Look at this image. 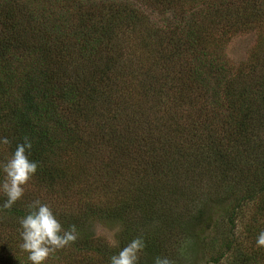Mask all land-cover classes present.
I'll use <instances>...</instances> for the list:
<instances>
[{
    "label": "trees",
    "instance_id": "16d2710c",
    "mask_svg": "<svg viewBox=\"0 0 264 264\" xmlns=\"http://www.w3.org/2000/svg\"><path fill=\"white\" fill-rule=\"evenodd\" d=\"M263 27L264 0H0V137L10 141L5 147L11 153L25 138L31 141L35 176L51 195L67 193L61 183L73 192L79 176L72 173L60 183L67 172L56 164L72 153V162L87 170L103 197L55 212L64 229L75 225L78 236L46 264H109L136 237L145 242L139 264H154L156 257L186 264L185 249L176 244L209 206L221 207L225 216V231L213 237L212 261L230 255L232 264H249L252 247L237 241L234 230L241 207L264 195ZM248 28L257 29L256 48L231 69L216 44ZM138 48L144 55L147 50V67H141ZM26 56L33 62L25 67ZM119 74L127 85L158 78L159 94L151 82L143 91L150 105L155 99L157 115L145 113L141 103L128 104L129 93L116 87ZM100 123L108 128L94 136L90 129ZM199 166L200 175L207 174L202 184L189 179L197 174L187 169ZM213 175L215 181L207 182ZM36 198L28 193L0 211V264H30L19 248L18 219ZM4 199L0 194V204ZM99 221L120 227L115 244L92 231ZM257 233L253 229L251 237ZM256 262L264 264V258Z\"/></svg>",
    "mask_w": 264,
    "mask_h": 264
},
{
    "label": "rangeland",
    "instance_id": "374dc122",
    "mask_svg": "<svg viewBox=\"0 0 264 264\" xmlns=\"http://www.w3.org/2000/svg\"><path fill=\"white\" fill-rule=\"evenodd\" d=\"M82 1V0H80ZM87 1V0H84ZM91 1V0H90ZM95 2H100L101 0H93ZM141 11L144 12V14L148 15L150 14V9L143 7L140 9ZM158 18V17H157ZM158 20V19H157ZM264 27L262 28V30ZM257 29H251L248 28V30L241 31L240 33H237L236 35H230L228 40L222 41L220 44L219 42L216 44V48L220 50V57L222 60H224L227 65L231 68L234 69L237 68L239 65L242 63L246 62L249 57H251V52L256 48V42H257V35L258 32L256 31ZM151 56L154 54L156 55L157 49H152L151 50ZM134 52V51H132ZM137 56L139 57L141 61V67H147L145 66V61L146 65L148 64V53L147 50L145 52H142L140 48H138ZM219 55V51H218ZM144 56V58H143ZM28 62H33V57L31 56H26V59H23V64L26 66L28 65ZM180 67V65H179ZM180 70L178 67H175ZM156 72V75H163L162 72L159 69H154ZM149 71L146 70V76L148 75ZM155 75V73H154ZM154 80H150L147 82L146 78L145 80H141L139 82L131 81V84L128 83L127 85V80L126 76L124 74H119L117 78V85L116 87L119 88L121 93H129L128 94V99H129V105L131 104H140L142 107L147 108V111H144L145 113L154 112L155 115H157L156 112V101L154 100V103L150 105L148 102L151 98V96L144 94V92L148 91V84L151 82L150 87L152 85V88L157 87L155 89V93L159 94L160 93V88L161 85L158 86L157 83L158 81L155 82L156 79L158 78H153ZM125 84L127 87H125ZM152 90V89H151ZM150 90V93L153 95V91ZM209 95V93H208ZM163 100L168 101L165 102L167 104H170L171 102V96L170 94H164L162 97ZM152 103V100H150ZM93 106L98 110L97 103H92ZM98 112V111H96ZM178 121V124L180 126H183V118L180 117L179 115H176ZM19 117V116H18ZM169 119H166L164 124H169L168 122ZM81 125V124H80ZM107 124H96L93 125L90 130H92L93 135L96 136V134H99V137L101 136V133L104 132V130L108 127H106ZM89 127V126H88ZM85 129L87 132L86 126H78L77 129ZM100 132V133H99ZM174 132V131H173ZM60 135L62 134V131L58 132ZM180 137L185 138V135L187 133H184L185 135L179 133L178 131L176 132ZM110 147V144L108 145ZM99 154V152H95ZM10 153L8 152L7 148L5 146L0 147V162L4 161ZM72 153L66 154V156H63L60 158L59 161H57L56 164L58 166H61V169H63V178L66 181H63L60 179L61 182H67L70 180V177L72 173L77 174L79 177L76 180V185L73 187V192L72 188L71 189H66V185L64 183L62 184L63 191H66V194L61 193L59 195V192H56L55 195L47 194L44 190L43 184L40 182V178L36 177L35 175L32 176L28 184L25 186V191L24 195H27L28 193L31 196L37 197L36 199H39L42 203L48 204L53 212L55 213H65V211L69 210L70 207H74L78 201H87L88 199L91 202H98L103 199L99 196V189H97L98 185L91 183L90 180L88 179V175H86L87 170L82 169L81 166H78L76 161L75 163L72 162ZM63 167V168H62ZM188 172L195 171L197 175H190L189 179H192L195 181L196 184H202L203 181H206L207 179V174L200 175L198 170H202L203 167L199 166L196 167V169H191L187 167ZM231 170V167L229 168ZM235 169L233 166L232 172H230V193L232 196L236 194L238 191V186L235 184L237 183V180L235 178ZM70 172V174H69ZM218 177V175H217ZM216 176L213 175V178H208L207 182H212L215 181L217 178ZM193 181V182H194ZM90 184V185H89ZM238 184V183H237ZM207 186V184H204ZM75 191L78 193H75ZM82 199V200H80ZM232 199L231 196L226 197V202H230ZM103 201V200H102ZM261 203L264 205V195L259 199H253L244 204V206L241 207V209L237 212V217L235 219L236 223V228L234 230V235L237 237V241L250 245L252 248L248 250L247 252V257H248V262L249 264H258L256 261H260V258H264V248L257 247L256 246V237L258 233L261 230H264V207L261 208ZM223 208V207H222ZM223 209L221 207H212L209 206L207 209L206 214L201 218L199 221L194 223L192 225V228L190 230V233L184 238L182 236L179 240L178 243L176 244L177 247L179 248H184L185 253L187 254L186 258V264H232L234 258L233 256L228 255V257H223L218 263H214L212 259L215 257V254H213L211 251L212 246H213V240L215 237H218L221 232L225 231L224 228V222L225 216L222 214ZM223 222V223H222ZM218 226V227H217ZM218 228V229H217ZM217 229V230H216ZM254 230H257L258 233L254 238L251 236L254 234H251ZM120 227L115 224L114 222H109V221H99L95 224L94 230H92L96 236H101L105 238L110 244H115L117 242V237L119 233ZM214 237V238H213ZM113 241L115 243H113ZM255 242V245H252V243ZM217 241H215V244ZM251 243V244H250ZM217 245V244H216ZM237 255V253H236ZM78 260V257L75 258ZM48 261V260H47ZM50 264V263H49ZM53 264H66L65 261H55ZM235 264H239V262H235ZM262 264V263H261Z\"/></svg>",
    "mask_w": 264,
    "mask_h": 264
},
{
    "label": "clouds",
    "instance_id": "9594fccd",
    "mask_svg": "<svg viewBox=\"0 0 264 264\" xmlns=\"http://www.w3.org/2000/svg\"><path fill=\"white\" fill-rule=\"evenodd\" d=\"M7 137H0V147L9 145ZM32 143L25 138L18 143L8 157L0 162V194L5 197L0 211L11 209L20 200L38 167L29 159ZM19 248L27 253L30 264H46L58 250L77 239L75 225L64 229L51 207L39 199L28 205L27 213L18 219ZM113 243H115L113 241ZM256 246L264 248V230L256 237ZM145 248L143 237L129 241L109 259V264H139V255ZM154 264H172L167 257H156Z\"/></svg>",
    "mask_w": 264,
    "mask_h": 264
}]
</instances>
